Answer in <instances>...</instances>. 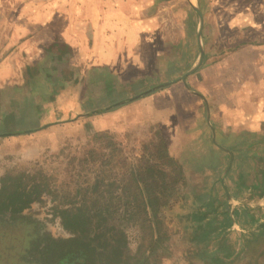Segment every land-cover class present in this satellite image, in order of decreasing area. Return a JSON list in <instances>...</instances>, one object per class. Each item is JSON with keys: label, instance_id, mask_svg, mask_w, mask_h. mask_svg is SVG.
I'll return each mask as SVG.
<instances>
[{"label": "crops", "instance_id": "1", "mask_svg": "<svg viewBox=\"0 0 264 264\" xmlns=\"http://www.w3.org/2000/svg\"><path fill=\"white\" fill-rule=\"evenodd\" d=\"M47 3L0 18V140L127 109L183 192L158 264H264V0Z\"/></svg>", "mask_w": 264, "mask_h": 264}, {"label": "rangeland", "instance_id": "2", "mask_svg": "<svg viewBox=\"0 0 264 264\" xmlns=\"http://www.w3.org/2000/svg\"><path fill=\"white\" fill-rule=\"evenodd\" d=\"M49 1L0 0V18L4 15L13 17L15 10L12 11V7L17 4L47 5ZM129 118L125 109L113 116L79 117L66 126L0 140V194L4 186L12 184V189L25 190L32 195L23 210L12 213L9 208L0 213V264H32V261L38 264L36 258L40 256V246L37 247V238L45 240L44 244L51 238H75L76 234L63 227L58 212L82 197L89 203L93 200L96 204L106 202L112 188L104 185L94 188L95 180L115 184L117 197L113 205L121 213L126 206L121 189L129 180L131 168L144 166L148 158L163 173V139L159 132L157 136L158 127L139 124L136 117ZM156 177L163 180V174ZM175 189V193H168L169 203L161 207L152 225L143 223L139 219L141 215L136 213L127 223H121L116 217L104 227L111 251L117 248L118 230H122L124 239L120 246H123V252L119 264H140L143 260L147 264H158L171 253L163 250V245L169 244L164 242L163 234L178 229V223L182 221L179 215L177 218L170 215V211H175L171 208L175 206L177 193H183L179 192L181 188ZM208 189L207 186L199 188V195L208 194ZM100 228L98 234L104 231L103 226ZM183 232L186 233L180 238L186 246L192 240L191 229ZM91 235L88 234L84 241ZM178 238L172 235L170 242L174 243ZM183 254L184 258H191L190 250ZM44 258L45 261L39 264H48V259Z\"/></svg>", "mask_w": 264, "mask_h": 264}, {"label": "trees", "instance_id": "3", "mask_svg": "<svg viewBox=\"0 0 264 264\" xmlns=\"http://www.w3.org/2000/svg\"><path fill=\"white\" fill-rule=\"evenodd\" d=\"M149 163L150 160L147 158L144 166L129 170V180L121 189L126 205L123 212L120 213L119 208L113 205V200L117 197L114 194V191L117 190L115 184L112 182L104 184L101 180H95L94 188L103 185L112 188V192L107 195L106 202L96 204L97 201L93 200L89 203L88 199L82 197L74 205L61 208L58 213L63 227L77 236L68 240L51 238L47 240L46 244L43 243L45 240L37 238V247L40 246V256L36 258L38 264L45 261L44 257L48 259V264H119L120 254L123 252V246H120L124 239L122 230L120 228L118 230L120 237L117 241V245L121 249L117 246L114 248L115 251H111L112 247L106 238L107 228L104 227L117 218H120L121 223H127L134 218L136 213L141 215L139 219L143 223L148 222L152 225L161 207L168 204V202H163V193L168 195L171 193V189L173 190L160 177H156L163 173L152 163L150 165ZM159 179L160 182H158ZM12 188V184L3 187L0 194V213L9 208L12 213L21 211L32 200L31 193ZM167 197L170 198V194ZM102 226L104 231L102 230L103 232L98 234L97 232L101 230ZM88 234L92 235L88 241H84Z\"/></svg>", "mask_w": 264, "mask_h": 264}, {"label": "flooded vegetation", "instance_id": "4", "mask_svg": "<svg viewBox=\"0 0 264 264\" xmlns=\"http://www.w3.org/2000/svg\"><path fill=\"white\" fill-rule=\"evenodd\" d=\"M22 210H23V209H22ZM21 261L25 262L23 259H21ZM30 262H31V261H30ZM32 262L34 263V261H32ZM28 263H29V262H28ZM33 263H32V264H33ZM30 264H31V263H30Z\"/></svg>", "mask_w": 264, "mask_h": 264}]
</instances>
